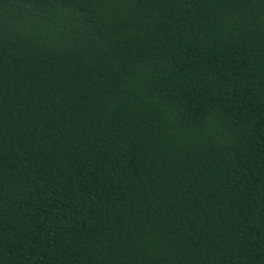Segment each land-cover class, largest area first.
<instances>
[{
    "label": "trees",
    "instance_id": "obj_1",
    "mask_svg": "<svg viewBox=\"0 0 264 264\" xmlns=\"http://www.w3.org/2000/svg\"><path fill=\"white\" fill-rule=\"evenodd\" d=\"M0 264H264V0H0Z\"/></svg>",
    "mask_w": 264,
    "mask_h": 264
}]
</instances>
